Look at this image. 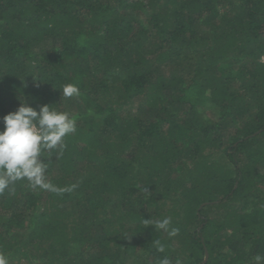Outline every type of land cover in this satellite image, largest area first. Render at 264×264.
<instances>
[{
    "label": "trees",
    "instance_id": "trees-1",
    "mask_svg": "<svg viewBox=\"0 0 264 264\" xmlns=\"http://www.w3.org/2000/svg\"><path fill=\"white\" fill-rule=\"evenodd\" d=\"M261 57L264 0H0V129L23 100L77 124L43 153L54 191L0 194L8 264H254ZM69 82L78 97L60 93ZM162 209L176 236L144 226Z\"/></svg>",
    "mask_w": 264,
    "mask_h": 264
},
{
    "label": "clouds",
    "instance_id": "clouds-1",
    "mask_svg": "<svg viewBox=\"0 0 264 264\" xmlns=\"http://www.w3.org/2000/svg\"><path fill=\"white\" fill-rule=\"evenodd\" d=\"M59 90L65 98L80 95L79 87L71 82L64 84ZM51 105H40L37 110L23 100L15 111L2 117L0 194L12 190L11 186L18 181H27L34 189L55 190L47 180V164L42 158L43 153L56 150L58 154H62L66 147L65 137L76 132L77 124L67 111H61ZM147 225H153L156 230L164 231L169 236L179 233V229L172 226L171 217H164L155 222L144 219V226ZM157 251L163 252L164 246H159ZM252 259L254 264H264V254L257 253ZM0 264H8L3 253H0ZM158 264H171V261L165 256Z\"/></svg>",
    "mask_w": 264,
    "mask_h": 264
},
{
    "label": "rangeland",
    "instance_id": "rangeland-1",
    "mask_svg": "<svg viewBox=\"0 0 264 264\" xmlns=\"http://www.w3.org/2000/svg\"><path fill=\"white\" fill-rule=\"evenodd\" d=\"M203 24V23H202ZM205 25V24H204ZM200 30L203 32V34L205 33V34H209V32H210V30H209V28L208 27H205V26H203V25H200ZM48 44H51V43H48ZM39 47H43V48H45V46H39ZM45 50V49H44ZM37 51L39 52V49H37ZM261 59H264V57H261ZM233 85V84H232ZM235 86V94L236 95H241L242 94V92H243V89H241L238 85H234ZM118 94H119V92H118ZM213 116V115H212ZM209 117V115L207 116V118ZM211 118V117H210ZM166 183L164 182L163 184H162V186H164ZM263 184V183H262ZM155 185H158V184H156L155 183ZM263 186H264V184H263ZM176 188H178V187H176ZM154 192H156V189H155V191ZM160 201H165L164 200V198L163 199H160ZM171 205L170 204H168V205H166V207H170ZM173 208H174V206H173ZM160 216L162 217V218H164V217H171L172 218V216H171V214H169V213H166L165 214V212L163 211V209L161 210V214H160ZM176 236V235H175ZM174 243L176 244V247L178 246V241H177V238H176V241H174ZM142 254L140 255V253H139V256L137 257V260H136V262H138L137 264H148L146 261H144V259L142 258Z\"/></svg>",
    "mask_w": 264,
    "mask_h": 264
}]
</instances>
